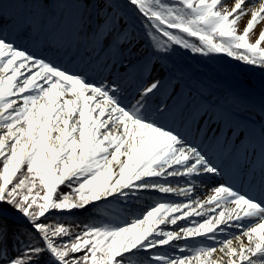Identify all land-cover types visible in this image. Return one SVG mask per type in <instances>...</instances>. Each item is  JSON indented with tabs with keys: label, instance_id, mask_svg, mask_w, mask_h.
<instances>
[{
	"label": "snow or ice",
	"instance_id": "snow-or-ice-1",
	"mask_svg": "<svg viewBox=\"0 0 264 264\" xmlns=\"http://www.w3.org/2000/svg\"><path fill=\"white\" fill-rule=\"evenodd\" d=\"M179 51L264 68V0H0V264H264V102Z\"/></svg>",
	"mask_w": 264,
	"mask_h": 264
},
{
	"label": "rangeland",
	"instance_id": "rangeland-1",
	"mask_svg": "<svg viewBox=\"0 0 264 264\" xmlns=\"http://www.w3.org/2000/svg\"><path fill=\"white\" fill-rule=\"evenodd\" d=\"M247 18H245L246 21ZM245 21H241L240 27L244 26ZM259 31V28L256 29ZM228 60L232 61L236 66L228 69H222L214 65L209 57H203L200 55H192L186 51H179L177 53V59L193 69L198 70V74L201 79L205 80L209 85L212 86L219 93L233 92L241 96L246 101V106H255L252 109H257V104L254 103L256 99H262L264 101V95L257 94L255 91L264 93V89L260 88L257 81H254L251 75L258 80L264 82V68L257 66L247 65L242 61L235 58L228 57L224 54ZM155 72L152 73L154 75ZM264 87V85H263ZM243 115L246 113L242 112ZM67 191L66 188L63 189ZM206 192L201 194L200 197L204 198ZM99 218V217H95ZM72 219L80 220L72 217ZM87 222V221H84Z\"/></svg>",
	"mask_w": 264,
	"mask_h": 264
},
{
	"label": "bare ground",
	"instance_id": "bare-ground-1",
	"mask_svg": "<svg viewBox=\"0 0 264 264\" xmlns=\"http://www.w3.org/2000/svg\"><path fill=\"white\" fill-rule=\"evenodd\" d=\"M209 58H210L211 62L214 65H216V66H218V67H220L222 69H228V68H232V67H235L236 66L232 61L228 60L227 57L224 54H212ZM155 75H156V73L153 76H155ZM251 77H252V79L254 81H257L258 82V84L260 85V87H263L264 82L258 80L257 78L253 77L252 75H251ZM262 102H264V101L261 98L260 99H256L254 101V103L257 104V106H258L257 109H252L250 111L249 108H248V106L242 105L241 108H240V110L242 112L246 113L244 115L245 117H251L252 119L259 121V118H260V116H259V105ZM216 179L217 178L209 177V178H207V181L209 183H215L216 182ZM198 194L201 195V194H204V192H201V193H198ZM146 195L149 196V200L150 201H154V200H157V199L160 198L155 193L146 194ZM145 203H146V201H143V200L140 201V202H138L137 210H142V208L145 205ZM101 215H102V213L96 212L95 217H97V216L99 217ZM75 218H78V219L84 220V221H88V219L90 217H89V213H78V214H76Z\"/></svg>",
	"mask_w": 264,
	"mask_h": 264
},
{
	"label": "trees",
	"instance_id": "trees-1",
	"mask_svg": "<svg viewBox=\"0 0 264 264\" xmlns=\"http://www.w3.org/2000/svg\"><path fill=\"white\" fill-rule=\"evenodd\" d=\"M67 190V189H66Z\"/></svg>",
	"mask_w": 264,
	"mask_h": 264
}]
</instances>
